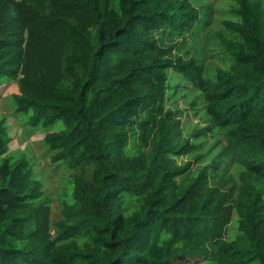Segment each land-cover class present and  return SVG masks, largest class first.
Returning <instances> with one entry per match:
<instances>
[{"label":"trees","instance_id":"trees-1","mask_svg":"<svg viewBox=\"0 0 264 264\" xmlns=\"http://www.w3.org/2000/svg\"><path fill=\"white\" fill-rule=\"evenodd\" d=\"M227 8L211 55L207 0H0V84L31 125L63 123L44 141L79 170L53 223L0 122V264H264V0ZM173 74L203 98L194 137L226 132L196 173L178 158L201 148L165 110Z\"/></svg>","mask_w":264,"mask_h":264},{"label":"rangeland","instance_id":"rangeland-1","mask_svg":"<svg viewBox=\"0 0 264 264\" xmlns=\"http://www.w3.org/2000/svg\"><path fill=\"white\" fill-rule=\"evenodd\" d=\"M213 6L212 22L209 28L200 33L198 40L203 42L205 36L210 37L208 54H215L210 51L214 48L212 38L223 30L222 23L229 18V10L227 4L231 0H207ZM177 43L180 39H176ZM193 40L189 41L190 57L194 54ZM186 47L181 49V53L185 54ZM219 57L210 60L214 66H220ZM173 86L168 92V99L165 105L166 111L175 113V118L180 122L179 134L183 139H190L196 146H200L201 150L187 156L179 157V165L192 163L190 172L196 173L198 163L195 161L196 156L207 155L209 150L215 144L218 147L214 149V154L218 152L226 144V132L212 129L206 134L198 138L194 134L202 129L208 128L211 124L205 112V104L201 93L197 91L191 84L173 74ZM178 88V89H177ZM19 94L17 81H8L0 84V122L5 121L8 127V135L12 139L9 144V152L7 158L12 162H16L20 157L24 156L29 162L33 170L34 178L43 184L45 198L50 202L52 209V222L54 223L61 217L62 205L65 201L72 200L73 185L71 177L79 170L71 168L62 162H55L54 157L56 151L50 149L45 143L46 134L64 130L62 122H58L51 128L42 125H31L28 117L23 114H17L15 111L13 96ZM142 148L149 149L148 146L142 144ZM214 156L204 158L200 166L207 164ZM238 217L234 215L229 227L228 239H233L238 232ZM52 232L55 230L52 228Z\"/></svg>","mask_w":264,"mask_h":264}]
</instances>
